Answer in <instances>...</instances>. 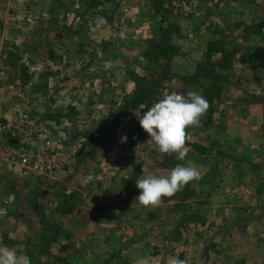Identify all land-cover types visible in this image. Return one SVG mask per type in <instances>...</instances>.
Here are the masks:
<instances>
[{"label": "crops", "instance_id": "0c3cea01", "mask_svg": "<svg viewBox=\"0 0 264 264\" xmlns=\"http://www.w3.org/2000/svg\"><path fill=\"white\" fill-rule=\"evenodd\" d=\"M99 1L100 6L95 0H0V14L8 19L37 13L54 18L114 14L130 22L127 30L136 36L132 44L124 39L100 42L96 49L97 41L70 34L62 69L74 78H83L91 63L105 68L113 67V61L116 66L129 61V68L136 63L150 67V62L168 61L176 68L182 65L184 74L194 73L195 64L205 60L208 44L220 41L226 27L243 23L245 30L246 16L254 11L264 15V0ZM167 20L174 28L171 45L176 52L170 60L166 53ZM238 31L228 39H238L233 37ZM151 56L156 61H151ZM235 67L237 77L231 78L233 82L214 102V113L208 118L211 123L202 119L196 125L198 142L210 141L212 132L218 135L212 151L202 155L221 166L213 168L214 180H208L213 171L212 164L207 166L209 160L192 161L190 165L199 168L200 179L157 206L137 203L140 190L135 181L148 173L167 175L184 161H177L173 154L170 162L162 163L148 134L134 131L133 123L126 131L124 124L121 126L126 141L116 136L114 144L94 153L89 152V141L83 134L66 135L56 142L58 169L54 177L44 178L63 185L42 187L48 193L37 207L48 212L51 207L53 216L48 219L56 225L53 229L70 264H264V57L238 59ZM108 68L104 75L116 79L113 85L123 81L122 74L109 73L113 68ZM112 81L102 85L101 94L116 91L110 86ZM120 87L117 91L124 95L136 91L131 85ZM75 91L79 97L92 93L86 87ZM28 108L23 106L20 112L28 114ZM124 143L129 149L122 148ZM89 174L94 178L85 183ZM188 190L193 195L184 198ZM30 221H37L40 227L45 218L33 213L20 223Z\"/></svg>", "mask_w": 264, "mask_h": 264}, {"label": "rangeland", "instance_id": "374dc122", "mask_svg": "<svg viewBox=\"0 0 264 264\" xmlns=\"http://www.w3.org/2000/svg\"><path fill=\"white\" fill-rule=\"evenodd\" d=\"M159 1L163 2V0ZM94 4L100 6V1L95 0ZM260 5L259 3L256 7L257 10H260ZM252 8L255 6L252 5ZM7 17L9 19L0 14V117L15 119L20 109L28 105L29 108L26 110L36 127L58 135H55V145L63 136L83 134L89 141L88 149L92 153L102 149L105 140H111L109 145L118 140L116 136H120L119 140H121L124 134L121 132L123 124L125 131L133 123L136 127L134 131L146 133L140 127L134 112L150 107L162 95L172 91L187 93L195 90L204 96L208 108L200 118V122L202 123L203 119L206 123H211L208 118H212L214 113V102L219 98L223 88L233 82L231 78L235 80L237 77L236 61L251 56L264 57V15L254 11L252 15L246 16V25L243 26L246 27L245 30L241 28L243 23L240 25L233 23L222 31L220 41L208 44L205 60L203 63L195 64L194 73L184 74L182 65L176 68L168 61L159 64L150 62L151 64L148 65L150 67H146V63H136L135 67L130 68L129 61L120 65L118 63V66L113 61V67L105 66V68L91 63L83 78H74L67 76V72L62 69L64 56L68 54L65 43L69 41L70 34L97 41L96 49L100 42H121L124 39L127 40V44H132L136 36L129 34L127 30V24L130 22L127 23L119 15L114 14L60 15L54 18L52 15L37 13ZM167 26L166 53L170 60L176 53L171 45L174 28L169 20ZM236 31H238L237 36L233 37L238 39H228ZM122 32L125 36L123 39L120 37ZM256 36L259 39H253ZM249 37L251 41L247 40ZM156 52L157 48L152 55ZM130 53L134 54V52ZM150 59L156 61L153 56ZM60 63L61 69L58 68ZM200 64L203 66L201 67ZM124 65L128 66L124 68ZM255 67L257 68L256 65ZM107 68H113L109 73L122 74L123 81L119 79L118 85H113L116 79H110V75L106 78L104 75V70ZM146 72L149 74L145 75ZM109 81H112L110 86L112 85L116 91L112 92V89H109V92L101 94L102 85ZM11 85L14 86L13 89L10 88ZM128 85L135 87L136 91L143 90L145 97L142 103L136 104L124 114V105L132 94L124 95L117 90L120 86L124 89ZM84 87L91 90V95L79 97L74 94L75 89L83 90ZM143 111L141 110V113ZM196 131V126L186 129V146L190 151L183 160L184 166L190 165L199 158L209 160L207 166L212 164L213 171L210 172L208 180L213 181V168L218 170L221 166L212 163L210 157L206 159L202 155L212 151L211 144L216 142L215 137L218 135L212 132L210 141L203 143L197 141ZM8 142L12 146L16 144L15 140ZM122 145L123 149H129L128 144ZM160 154L161 159L164 160L162 163H166L170 158L173 159L175 155ZM177 161L181 160L177 159ZM52 185L59 186L63 183L48 181L44 176L27 172L17 166L7 164L0 166V194L10 207L9 218L0 223V245L15 247L19 253L27 254L31 264H70L61 247L59 235L53 229L56 225L48 219L53 216L51 207L49 212L37 207L38 202L46 198L48 193L41 190L42 187ZM60 195L61 201L62 194ZM191 195L193 191L188 190L184 193V198L192 197ZM33 213H39L45 218L40 226L42 230L37 221L20 223L21 219H26L27 215ZM27 227L28 233H26Z\"/></svg>", "mask_w": 264, "mask_h": 264}, {"label": "clouds", "instance_id": "9594fccd", "mask_svg": "<svg viewBox=\"0 0 264 264\" xmlns=\"http://www.w3.org/2000/svg\"><path fill=\"white\" fill-rule=\"evenodd\" d=\"M120 37L125 38L123 32ZM207 108V99L195 90L187 93L172 91L162 95L150 107L135 111L134 115L160 153L175 154L176 159L183 161L190 151L186 146V129L198 125ZM141 110L144 111L141 113ZM126 139L121 137V142ZM200 175L195 165H176L167 175L145 174L135 181L140 190L136 201L144 207L157 206L162 197L173 196L189 182L199 180ZM93 178L89 174L84 181L88 183ZM0 264H31V259L15 247L0 245Z\"/></svg>", "mask_w": 264, "mask_h": 264}, {"label": "built area", "instance_id": "2783aa9c", "mask_svg": "<svg viewBox=\"0 0 264 264\" xmlns=\"http://www.w3.org/2000/svg\"><path fill=\"white\" fill-rule=\"evenodd\" d=\"M11 140L16 141L14 146L9 145ZM3 164L54 177L58 169L55 137L50 131L39 130L24 112H19L15 119L0 117V166ZM9 215V203L0 194V223L5 222Z\"/></svg>", "mask_w": 264, "mask_h": 264}, {"label": "trees", "instance_id": "16d2710c", "mask_svg": "<svg viewBox=\"0 0 264 264\" xmlns=\"http://www.w3.org/2000/svg\"><path fill=\"white\" fill-rule=\"evenodd\" d=\"M200 66L202 67L203 64H200ZM221 91V90H220ZM145 95L143 93V90H139V91H136L135 93H133L131 95V97H129L126 101V104L124 105V114H126L128 111H130L131 109H133L136 104H140L142 103L143 99H144ZM111 143V140H105V142L102 144V146H106V145H109ZM179 195V194H177ZM177 195H173L171 197H162V199H166V198H169V199H172L173 197L177 196ZM241 264V263H239Z\"/></svg>", "mask_w": 264, "mask_h": 264}]
</instances>
